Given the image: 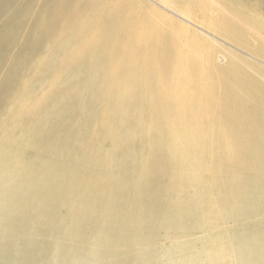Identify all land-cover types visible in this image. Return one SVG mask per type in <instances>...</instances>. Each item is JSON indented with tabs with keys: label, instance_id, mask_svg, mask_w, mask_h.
I'll list each match as a JSON object with an SVG mask.
<instances>
[{
	"label": "bare ground",
	"instance_id": "obj_1",
	"mask_svg": "<svg viewBox=\"0 0 264 264\" xmlns=\"http://www.w3.org/2000/svg\"><path fill=\"white\" fill-rule=\"evenodd\" d=\"M73 1L108 28L72 55L74 70L96 75L85 92L21 105L27 126L0 141V264H197L192 247L174 259L177 246L160 245L193 232L205 235L203 264H264V111L228 81L253 78L196 71L191 41L130 13L115 26L117 2L62 3ZM99 103L105 127L91 144L84 124Z\"/></svg>",
	"mask_w": 264,
	"mask_h": 264
},
{
	"label": "rangeland",
	"instance_id": "obj_2",
	"mask_svg": "<svg viewBox=\"0 0 264 264\" xmlns=\"http://www.w3.org/2000/svg\"><path fill=\"white\" fill-rule=\"evenodd\" d=\"M63 1L0 0V91L3 89L0 99V141L17 138L8 136L7 132L27 126L30 117L19 112L21 105L50 96L60 100L63 90L71 93L75 91L76 86L68 87L70 85H78L79 90L85 92L83 88L88 89L87 84L96 75L91 66L76 71L70 63L74 49L79 51V46L90 38L93 29L106 26V23L97 16L100 21L92 20L93 16L87 10L75 11L83 9L76 1L65 5ZM115 2L120 5L121 13L115 17L117 21L112 22L115 26L126 24V12L130 13L131 20L140 17L156 24L158 29L178 39L181 44L191 41L192 51L198 60L196 71L208 70L221 78L228 70L243 71L250 75L253 80H242L243 86H239L233 78L228 81L234 84L235 91L254 105H261L264 111V0H97L96 6L105 9ZM59 6L68 15L57 12L55 7ZM46 24L49 26L46 27ZM106 29L103 27L101 31ZM92 51L97 53L96 50ZM90 54H83L82 57L90 60L93 53ZM187 81L190 84L186 86L189 94L195 93L196 88L191 85L189 78ZM190 99L186 98L188 105L192 104ZM101 103L96 105L99 111L97 118L84 124L91 144H96L99 129L105 127L99 121L105 108ZM144 105L147 106L146 103ZM251 108L248 107L246 111L251 112ZM38 109L42 110L37 104ZM258 111L261 112L260 109ZM168 121L165 118L161 125L170 128ZM171 125L174 129L184 127L173 122ZM129 134L135 137L133 131ZM149 135L147 133L145 136L146 145L149 144ZM168 139L172 143L178 142V138L171 133ZM108 141L107 134H103L98 142L105 146ZM147 156L148 153H145L143 158L148 159ZM189 193L195 195V190L191 189ZM158 233L165 235V230L159 229ZM204 238L203 232H193L190 236L186 234L172 239L163 237L160 245L177 246L171 256L174 259L181 252H192V247L195 261L203 264ZM163 258L166 263L169 262L170 257L164 255Z\"/></svg>",
	"mask_w": 264,
	"mask_h": 264
}]
</instances>
